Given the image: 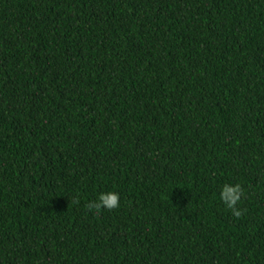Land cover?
I'll use <instances>...</instances> for the list:
<instances>
[{"label":"trees","instance_id":"trees-1","mask_svg":"<svg viewBox=\"0 0 264 264\" xmlns=\"http://www.w3.org/2000/svg\"><path fill=\"white\" fill-rule=\"evenodd\" d=\"M0 264H264V0H0Z\"/></svg>","mask_w":264,"mask_h":264},{"label":"clouds","instance_id":"clouds-1","mask_svg":"<svg viewBox=\"0 0 264 264\" xmlns=\"http://www.w3.org/2000/svg\"><path fill=\"white\" fill-rule=\"evenodd\" d=\"M244 194V190L239 184L230 186L228 184L223 185L220 191V200L223 202L228 209L231 210L232 215L237 219L240 218L245 211L237 207L241 198ZM120 197L115 192L102 193L96 200L87 202L84 207L89 211L93 212L94 215H99L101 210H113L118 208ZM73 204H79L78 198H73Z\"/></svg>","mask_w":264,"mask_h":264}]
</instances>
